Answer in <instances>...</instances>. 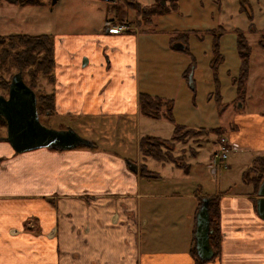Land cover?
<instances>
[{"label":"crops","instance_id":"crops-1","mask_svg":"<svg viewBox=\"0 0 264 264\" xmlns=\"http://www.w3.org/2000/svg\"><path fill=\"white\" fill-rule=\"evenodd\" d=\"M127 18L133 19L115 16ZM58 36L52 38L54 111L45 123L72 128L90 146L17 153L0 140V264H264L258 188L243 181L250 167L239 171L246 188L236 193L208 185L211 153L205 165L159 161V169L147 170L138 142L155 133L139 110V94L170 99L140 86L133 28ZM218 128L228 144L253 153L252 164L259 150L240 141L247 133L236 117L228 131ZM254 134L264 143V120ZM203 197L216 198L221 233L219 254L205 261L191 253Z\"/></svg>","mask_w":264,"mask_h":264},{"label":"rangeland","instance_id":"rangeland-1","mask_svg":"<svg viewBox=\"0 0 264 264\" xmlns=\"http://www.w3.org/2000/svg\"><path fill=\"white\" fill-rule=\"evenodd\" d=\"M31 1L38 5L21 7L0 0V35L48 34L55 40L58 35L67 33L87 34L94 28L104 30L106 20L111 22L123 13L134 19L125 21L133 22L132 28L139 36L140 86L149 94L167 95L164 97H169L171 103L172 122L163 117L148 118L153 136L170 139L174 125L195 130L221 126L228 131L236 117L247 133L240 141L257 148L259 152L254 155H264V143L254 134L262 129L264 120V38H261L264 0H176L175 9L165 0L160 12L144 15H137L124 0H57L53 5L51 0ZM133 1L141 6L162 5L161 0ZM247 13L251 14V19ZM240 36L248 52V73L243 87L238 85L241 58L237 41ZM173 40L183 43L186 50L172 49ZM186 70L188 73L192 70L193 89L184 77ZM15 71L13 67L0 69V75L8 78ZM23 79L29 80L25 72ZM34 92L49 94L51 84L39 76ZM40 121L47 127L59 129L56 124L52 127L49 122L45 123L43 115ZM0 131L6 133V125H0ZM219 136L211 132L186 137L183 143H177L173 154L180 155V148L185 154L183 163L193 167L205 165L208 155L219 150L215 142ZM189 149L198 151L197 156L193 157ZM241 151L247 150L234 148L227 153L230 169L221 168L215 176L207 169V181L212 189L219 187L222 192L229 186L230 191L236 193L246 188L239 180V171L251 167L253 153L242 154ZM145 164L150 171L161 166L159 161L149 157ZM164 165L170 163L164 162Z\"/></svg>","mask_w":264,"mask_h":264},{"label":"trees","instance_id":"trees-1","mask_svg":"<svg viewBox=\"0 0 264 264\" xmlns=\"http://www.w3.org/2000/svg\"><path fill=\"white\" fill-rule=\"evenodd\" d=\"M18 6H25L30 4L38 5L31 0H4ZM127 5L132 7L136 14H156L161 11L163 7L160 4H152L150 6H141L133 0H124ZM170 7L176 8V0H169ZM249 19L252 18L250 13H247ZM252 25V24H251ZM253 26V25H252ZM178 38V37H177ZM238 49L241 58V73L238 79L239 87H243L244 80L247 77L248 55L246 44L238 38ZM174 42V40L172 41ZM186 50V47L185 49ZM54 45L53 39L48 34H11L0 35V69L9 70L15 68L14 73L20 72L23 78L24 72L29 78L24 81L26 85L35 91L36 82L39 76L46 78L48 83L53 81V66H54ZM10 74L8 78L0 75V93L5 94L8 90V85L11 79ZM188 70L184 72V77L187 78ZM24 80V79H23ZM36 94V109L38 116H50L54 111V94ZM139 110L140 112L153 119L164 117L170 122L173 121L170 109V101L159 97H152L145 93L139 94ZM168 106V108L166 107ZM166 107V110H163ZM5 121H0V125H5ZM220 128L206 129H186L183 126L174 125L173 134L170 139H162L156 136H143L139 139L138 149L142 159L152 158L160 162H171L174 165L184 168V156H175V144L183 143L185 138L207 135L208 133H215L218 135ZM254 172V173H253ZM142 173H146L144 165L142 164ZM252 175V176H251ZM264 178V155H259L253 158L251 167L243 172V181L250 182L256 188L260 185ZM209 212V244L213 250L214 255H218L220 251L221 233L218 225V208L216 198H212L208 203ZM196 250L191 249V253L195 254ZM197 263H200L196 259Z\"/></svg>","mask_w":264,"mask_h":264},{"label":"water","instance_id":"water-1","mask_svg":"<svg viewBox=\"0 0 264 264\" xmlns=\"http://www.w3.org/2000/svg\"><path fill=\"white\" fill-rule=\"evenodd\" d=\"M110 1V0H106ZM56 0H51L53 5ZM165 0H161L164 4ZM172 47L183 50L184 44L175 42ZM187 82L191 89L194 88L192 70L187 75ZM6 123V135L0 137L11 148L22 153L38 148L54 150H69L77 146H90V142L79 136L73 129H54L45 126L38 117L36 109V95L23 81L21 73L12 75L8 85L7 96L0 95V121ZM256 211L264 219V179L257 190ZM209 197L201 199V205L196 214L195 249L197 256L208 260L213 256L209 244Z\"/></svg>","mask_w":264,"mask_h":264},{"label":"built area","instance_id":"built-area-1","mask_svg":"<svg viewBox=\"0 0 264 264\" xmlns=\"http://www.w3.org/2000/svg\"><path fill=\"white\" fill-rule=\"evenodd\" d=\"M107 30L110 32H122L125 30H128L129 27L127 25H116L111 26L110 24H107ZM217 143L219 144V150L215 152L211 158V169L213 172H216L217 170L221 168H229L226 159H227V152L230 149H233L235 146H230L223 138H217Z\"/></svg>","mask_w":264,"mask_h":264},{"label":"flooded vegetation","instance_id":"flooded-vegetation-1","mask_svg":"<svg viewBox=\"0 0 264 264\" xmlns=\"http://www.w3.org/2000/svg\"><path fill=\"white\" fill-rule=\"evenodd\" d=\"M261 38H262V40H263L264 35H262ZM262 40H261V41H262ZM261 41H260V42H261ZM237 42H238V41H237ZM261 44L263 45V42H261ZM237 45H238V44H237ZM237 47H238V46H237ZM238 51H239V49H238Z\"/></svg>","mask_w":264,"mask_h":264}]
</instances>
